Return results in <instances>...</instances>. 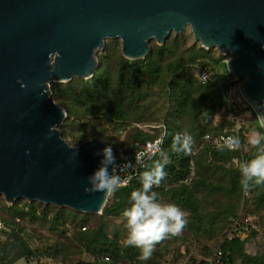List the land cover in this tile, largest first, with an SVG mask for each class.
Returning <instances> with one entry per match:
<instances>
[{"label": "water", "instance_id": "95a60500", "mask_svg": "<svg viewBox=\"0 0 264 264\" xmlns=\"http://www.w3.org/2000/svg\"><path fill=\"white\" fill-rule=\"evenodd\" d=\"M186 26L204 47L231 55L229 71L264 115V0H0V194L102 213L109 196L84 188L108 145L63 137L67 112L51 82L92 77L108 38L143 59L153 39Z\"/></svg>", "mask_w": 264, "mask_h": 264}, {"label": "rangeland", "instance_id": "374dc122", "mask_svg": "<svg viewBox=\"0 0 264 264\" xmlns=\"http://www.w3.org/2000/svg\"><path fill=\"white\" fill-rule=\"evenodd\" d=\"M160 46L167 48L158 55L156 52ZM149 47V53L162 61L165 78H160L158 83H146L144 88L149 91L147 98L144 101L134 100L131 104L124 103L126 112L123 114L115 116L102 106V110L93 108L84 112L86 115H76L69 120L66 117L59 128L62 129L63 126V133L71 145H81L78 143L79 139L86 138L87 141L99 138L110 145L119 158L128 149L131 150L138 137L153 141L156 135H165L168 127L174 125L176 120L172 114L176 99L170 93L168 83L174 73L182 71V67L176 70L179 59L188 60V53L200 47L209 49L216 57L226 55V64L231 57L217 47H204L195 39L190 26H186L178 34L172 32L164 43L153 39ZM96 59L97 67L93 76L102 68L112 76L113 85L116 84L119 72L125 69L127 60H139H132L123 54L120 38H108L105 45L97 50ZM190 67L196 72L201 66ZM223 70L224 67L213 68L214 73ZM92 77L80 78L87 81ZM219 85L223 89L222 84ZM205 95L206 90L202 88L194 93L188 104L189 111L182 118L181 132H189L195 141L189 154V173L182 177L179 167L171 169L168 165L165 169L166 178L160 187L153 189L160 202L176 204L184 211L187 225L181 234L157 244L149 260L140 261L139 250L125 246L127 229L121 218L123 210L117 215L106 216L102 215L103 212L88 213L48 205L49 214L46 218L44 203L24 198L9 203L0 194V261L3 264H100L101 255L111 253L114 257L113 264H199L201 260L207 263L214 251L226 242L229 221L238 213L242 217L247 216L249 220L252 218L251 221L257 226L255 235L248 232L249 236L243 247L244 254L253 257L263 255L264 186H255L246 194L240 187L241 177L233 160H248L256 154V150L249 145V140L254 132L264 133V128L260 127L257 113L251 105L237 114L223 107L210 120L205 108L192 111L195 100L201 105L205 103ZM218 131L238 132L240 149L236 152L216 153L215 149L219 147L211 145L202 134ZM134 178L135 176L131 181ZM137 187L138 183L135 184V188ZM127 199V195L122 198L123 209L128 206ZM15 204L24 208L25 216L17 213L13 208ZM54 216H58L55 221ZM83 226L87 227L85 233L79 231ZM17 236L30 244L34 250L33 257L22 255L23 248ZM228 252L235 253L232 260L234 264L243 262L236 249H228Z\"/></svg>", "mask_w": 264, "mask_h": 264}, {"label": "trees", "instance_id": "16d2710c", "mask_svg": "<svg viewBox=\"0 0 264 264\" xmlns=\"http://www.w3.org/2000/svg\"><path fill=\"white\" fill-rule=\"evenodd\" d=\"M169 38V37H168ZM166 46H160L157 48V54L161 55L165 50ZM167 48V47H166ZM188 60L185 58H180L178 61V66H176V70L181 68L182 71L178 73H174L172 75L171 80L168 83L170 93L175 95L176 102L173 105L172 114L175 116V124L170 125L166 131L164 141L162 147L165 151L169 152L170 155V163L168 164L171 169H175L179 167V172L183 176L189 173L190 166V156L189 155H174L171 154L170 145L172 143V138L175 133L178 131L181 132L182 118L184 114L188 113V104L191 100L194 93L199 89L206 90V101L204 104L197 103L195 100L192 111H200V109L205 108V113L207 116L209 115V120L214 117L216 112L221 108H227L232 113H240V110H244L243 108L250 107V104L246 105H228L225 99L224 89L232 82L233 74L229 72L226 64V55L216 57L209 49H205L200 47L199 49H193L190 54L188 53ZM201 66L196 72L191 68ZM215 65L214 67H212ZM216 66L224 67L223 71L213 72V68ZM208 69L211 72L212 79L207 83H202L201 80V70ZM175 70V72H176ZM163 63L158 59V57L154 54L149 53L145 58L139 59L136 62H131L127 60L125 69L119 72V77L117 78L116 84L113 85L112 76L102 68H99L95 75L89 79L84 80L80 77H74L71 81L68 82H53L51 85V92L54 99L62 105L67 111V119L74 118L76 115H86L85 113L96 108L97 110H105L108 113H111L116 116V114H123L126 112V109L123 107L124 103L131 104L132 101H141L147 98V91L144 87H146V83H158L160 78H165L163 76ZM174 72V70H173ZM222 84L223 89L220 88ZM145 89V92L143 91ZM149 92V91H148ZM204 95V94H203ZM150 96V95H149ZM108 105V106H107ZM94 109V110H96ZM132 110V107H130ZM85 112V113H84ZM65 127V125H64ZM61 129V128H60ZM62 133L63 126H62ZM174 132V133H173ZM217 135L223 133V131L218 132H205L202 134V137L206 134ZM227 133V132H224ZM160 134L156 135L152 140H156ZM63 137L66 139L65 134L63 133ZM86 139V138H85ZM85 139H79L78 143H83ZM149 139L138 137L136 139L130 149H135L139 145L145 144ZM228 151V150H224ZM129 153V149L127 150ZM124 156H126L128 153ZM216 153H222L219 148L215 149ZM235 157V156H234ZM118 158V157H116ZM155 159H159V156H155ZM152 160L148 159L146 164H151ZM167 165V166H168ZM144 166L139 168L138 174L131 181L130 185L118 190L114 194L110 196L108 199L102 215L111 216L114 214H118L123 210L122 198L126 195L129 196L130 192L135 189V184H139L138 178L139 173L144 171ZM111 201V202H110ZM43 203V202H41ZM46 205L44 215L46 218L48 217L49 212L47 211L50 207L48 204ZM14 209L17 210V213L20 215H24V208L18 207L17 204L14 205ZM35 210L32 211L35 212ZM29 213V211L27 212ZM242 216V214L238 213L233 216ZM247 217V216H246ZM243 215V219H245ZM54 221L58 219V216H54ZM249 221L248 230L255 235L257 226L253 221ZM229 230L232 225V218L229 221ZM87 230L86 226L80 228V232L85 233ZM228 230V231H229ZM20 242L23 248L22 255L26 257H33L34 250L30 246V244L23 240L21 237ZM247 239L242 240L239 237H235L232 240H227L221 245L223 249V255L221 257V264H234L233 257L235 253H229V250L236 249L237 252H240V256L243 259L241 264H264V254L260 257H253L250 255L244 254V245ZM104 247V245H103ZM110 257L109 260H106L105 257ZM113 255L111 253H103L101 255L100 264H113ZM1 260V259H0ZM4 262L0 261V264ZM199 264H207L206 261L201 260Z\"/></svg>", "mask_w": 264, "mask_h": 264}, {"label": "clouds", "instance_id": "9594fccd", "mask_svg": "<svg viewBox=\"0 0 264 264\" xmlns=\"http://www.w3.org/2000/svg\"><path fill=\"white\" fill-rule=\"evenodd\" d=\"M260 127L264 128V115L257 113ZM164 137L153 145L150 152L136 154L137 165H143L145 170L139 173V187L132 190L127 199V207L121 212V218L127 229L124 244L139 250L138 259L147 261L152 257L157 244L164 239L182 233L187 225L184 211L176 204L162 203L158 194L153 191L160 187L166 178L165 171L171 162L168 151L162 147ZM194 137L187 131L177 132L170 145L171 154L189 155L192 152ZM249 145L256 150V154L248 160L236 158L233 160L240 174V187L247 194L255 186H264V133L254 132ZM241 147L239 137L229 136L219 146L221 151L236 152ZM95 155L102 156L100 166L87 177L90 186L85 187V193L102 192L111 196L118 190L127 186V179L116 174L117 168L121 171L132 166V161L123 165L116 164L113 148L108 145L97 151ZM159 159H155V156ZM145 159H151V164H144ZM111 167V173L109 172Z\"/></svg>", "mask_w": 264, "mask_h": 264}, {"label": "built area", "instance_id": "2783aa9c", "mask_svg": "<svg viewBox=\"0 0 264 264\" xmlns=\"http://www.w3.org/2000/svg\"><path fill=\"white\" fill-rule=\"evenodd\" d=\"M212 79L211 72L208 69L201 70V80L202 83H207ZM242 79L237 76H233L232 82L224 89L225 99L228 105H246L249 104L248 100L246 99L245 95L240 90ZM238 133V132H237ZM237 133H222L217 135L206 134L204 139L211 143V145L215 147H219L223 144L224 139L229 136L238 137ZM161 137H165L164 134H161L156 140L148 141L145 144L139 145L135 149H131L130 152L126 156H121L116 159L117 165H123L128 161H132V166L127 168L124 171H121L119 168L116 170L117 175H121L122 177L126 178L128 183L127 186L130 184L131 179L138 174L139 168L143 165H137L135 161V157L137 153L140 152H150L152 150L153 145H156V142L161 139ZM164 141V139H163ZM145 159L144 164H146ZM249 218L243 219L242 216H236L232 218V225L227 235V240H232L235 237H239L242 240L248 238V224ZM223 255L222 247H218L213 255L207 259V264H221L222 260L221 257ZM106 260H109L110 257L106 256Z\"/></svg>", "mask_w": 264, "mask_h": 264}]
</instances>
